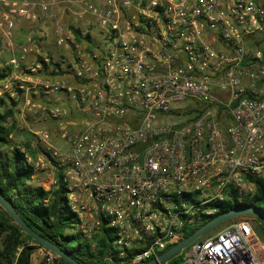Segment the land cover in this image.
<instances>
[{"label":"built area","instance_id":"built-area-1","mask_svg":"<svg viewBox=\"0 0 264 264\" xmlns=\"http://www.w3.org/2000/svg\"><path fill=\"white\" fill-rule=\"evenodd\" d=\"M60 5L103 41L78 40ZM40 13L57 58L15 38L16 18ZM0 51V96L17 101L8 137L35 183L61 173L72 233L92 248L113 234L110 263L156 258L264 183V0H0ZM175 255L159 264H264V242L243 218Z\"/></svg>","mask_w":264,"mask_h":264},{"label":"trees","instance_id":"trees-1","mask_svg":"<svg viewBox=\"0 0 264 264\" xmlns=\"http://www.w3.org/2000/svg\"><path fill=\"white\" fill-rule=\"evenodd\" d=\"M69 29L78 40L81 39L79 28ZM88 37L86 34L87 39ZM5 77L6 74L0 71V80ZM16 104L17 101L10 100L7 94L0 96V194L34 231L58 245L81 264H112L105 259L106 254L111 251L113 240V234L109 230H103L105 235L95 237L94 248L71 232L76 217L68 206L61 173L55 174L56 184L48 190L31 179L32 166L8 137L11 127L7 122L13 117ZM36 152L31 151L32 154ZM249 205L264 211L262 181H257V191L253 197L238 200L233 195L232 199L218 203L217 211L210 219L236 206ZM262 237L264 239V235ZM36 246L41 245L25 234L0 207V264H31V255ZM170 260L177 263L181 257L177 258L175 255ZM38 264L45 263L41 261ZM53 264L68 263L57 257Z\"/></svg>","mask_w":264,"mask_h":264},{"label":"rangeland","instance_id":"rangeland-1","mask_svg":"<svg viewBox=\"0 0 264 264\" xmlns=\"http://www.w3.org/2000/svg\"><path fill=\"white\" fill-rule=\"evenodd\" d=\"M53 10L55 11V13L57 11L58 17L62 19V20L60 19L61 22L68 24L67 27H69V25L72 23V25L78 26V28L80 29V31L82 33H84L86 30H88L89 36L94 37L95 35H97V38H99V40L103 41V39L100 36L99 28L96 27L95 24H93V22L91 21V19L88 16L78 18L75 15L69 14L68 9L62 5H60L59 7H55ZM16 24H17V21H16ZM43 25L41 24V22H38V24L34 25V26L22 23V28H24L25 30H27V29L33 30L32 33H35L33 35L37 38L38 46L42 47L40 50V52L42 54H47V53L51 52L57 58L59 55V52L62 53V50H60L59 48H57L55 46V43L53 40V38H54L53 26H52V24L51 25L46 24L43 27ZM108 37H109V32L106 30L104 40L107 41ZM90 44H91V42H90ZM63 52H65V54H69V51H63ZM5 56H6L5 52L0 51V66H1ZM17 139L18 138H15V140H17ZM15 140H13V143L17 146V144H19V143ZM42 175H44V174H42ZM242 198H245V197H241L240 200ZM243 218H247L251 222V224L254 226L256 234L264 242V239L262 237L264 235V221L261 218L257 217L256 215L249 214V213H245L243 215L236 216L234 218L227 219L223 222L218 223L217 225H215V226L211 227L209 230H207L203 235L200 236V238L211 235L215 231L227 226L231 222L240 221ZM207 221L208 220H205L202 224H204ZM30 243H32V242H30ZM41 247L42 246H36L35 250L33 251L32 256H31V264H38L41 261H44V251L45 250H43Z\"/></svg>","mask_w":264,"mask_h":264},{"label":"water","instance_id":"water-1","mask_svg":"<svg viewBox=\"0 0 264 264\" xmlns=\"http://www.w3.org/2000/svg\"><path fill=\"white\" fill-rule=\"evenodd\" d=\"M0 207L17 223L21 230L27 234L32 240L44 247L45 249L52 251L59 258L67 262L68 264H81L64 250H62L58 245L52 243L50 240L42 237L36 231H34L14 210V208L7 202V200L0 194ZM245 213L256 215L264 221V211L254 206H236L226 212H223L215 217L209 219L207 222L202 224L200 227L195 229L190 235L186 236L179 242L175 243L156 258L146 261L142 264H159L161 261L168 260L173 257L180 250L186 248L192 241L199 238L211 227L223 222L227 219L234 218L236 216L243 215Z\"/></svg>","mask_w":264,"mask_h":264},{"label":"crops","instance_id":"crops-1","mask_svg":"<svg viewBox=\"0 0 264 264\" xmlns=\"http://www.w3.org/2000/svg\"><path fill=\"white\" fill-rule=\"evenodd\" d=\"M92 1H94L95 3H97V4H103V0H92ZM54 11V10H53ZM55 12V11H54ZM68 13L69 14H72L71 12H70V10H68ZM56 14H57V11H56ZM73 15V14H72ZM69 16V15H68ZM59 19H61V18H59ZM62 20V19H61ZM16 21H17V24H16V35H15V38H16V40H18V41H21L22 39H23V37H24V35H26V34H35V33H32V29H27V30H25L24 28H22V23H25V24H29V25H32V26H34V25H37L38 24V22H41V24L43 25H46V24H48V25H51V22H50V20L47 18V17H45L43 14H39L38 15V18H37V20L36 21H29L28 19H26V18H21V17H17L16 18ZM64 23V22H63ZM65 24V23H64ZM19 27H18V26ZM44 25H43V27H44ZM66 26L68 25L67 23L65 24ZM74 27V28H78V26H75V25H72V23L69 25V28H71V27ZM28 31V32H27ZM54 39V38H53ZM42 48V47H41ZM177 254V253H176ZM32 256V255H31Z\"/></svg>","mask_w":264,"mask_h":264}]
</instances>
